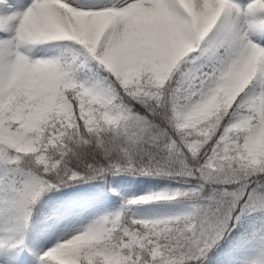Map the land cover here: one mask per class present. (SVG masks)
<instances>
[{
    "label": "snow or ice",
    "instance_id": "snow-or-ice-1",
    "mask_svg": "<svg viewBox=\"0 0 264 264\" xmlns=\"http://www.w3.org/2000/svg\"><path fill=\"white\" fill-rule=\"evenodd\" d=\"M0 264H264V0H0Z\"/></svg>",
    "mask_w": 264,
    "mask_h": 264
}]
</instances>
